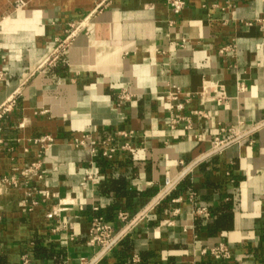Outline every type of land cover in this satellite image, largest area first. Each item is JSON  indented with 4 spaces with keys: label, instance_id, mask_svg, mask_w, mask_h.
<instances>
[{
    "label": "crops",
    "instance_id": "crops-1",
    "mask_svg": "<svg viewBox=\"0 0 264 264\" xmlns=\"http://www.w3.org/2000/svg\"><path fill=\"white\" fill-rule=\"evenodd\" d=\"M99 1L0 0V107L17 98L0 131V264L25 254L32 264H264V0H185L180 14L166 0H109L92 13ZM87 16L48 63L68 24ZM212 83L226 104L202 93ZM174 86L182 93L170 100ZM173 115L185 117L174 128ZM232 126L240 139L213 151ZM121 130L137 136L117 137L133 148L112 158L72 145ZM46 135L44 179L26 183ZM121 212L144 216L99 256L91 220L123 231ZM222 243L229 259L202 255Z\"/></svg>",
    "mask_w": 264,
    "mask_h": 264
},
{
    "label": "built area",
    "instance_id": "built-area-1",
    "mask_svg": "<svg viewBox=\"0 0 264 264\" xmlns=\"http://www.w3.org/2000/svg\"><path fill=\"white\" fill-rule=\"evenodd\" d=\"M167 5L171 9V11L175 14H180L186 6L185 0H166ZM109 5V0L99 1L92 13L101 11L103 8ZM86 19L76 20L68 24L65 34L63 37L57 39V47L51 55V58L48 60V63H53L58 60L61 55H63L71 41V39L81 30L86 28ZM236 51L235 44H229L223 46L219 49V54L223 57L234 55ZM3 77V73L0 72V78ZM246 88V85L243 81H238L237 89L239 92H243ZM210 93L211 100L217 105H224L228 102L229 97L226 93L225 86L223 84L212 83L211 85L205 87L203 89V94ZM182 93L179 87L174 86L173 89L168 92V98L170 100H175L178 98V95ZM192 93H186L187 100L190 99ZM130 93L122 91L117 96V104L122 105L127 100H129ZM16 95H12L9 97L3 105L0 107V131L2 129V120L13 111L16 105ZM170 126L172 128L176 127L178 123L183 121L185 117L182 115H173L170 118ZM221 133L222 136H217L212 141V150L217 151L231 142L237 141L240 139L241 134L235 127L222 128ZM136 133L133 130H121L116 132L115 136H110L106 139L99 141V139L94 138L91 134H83L80 137H77L73 140L72 145L77 148H85L88 147L91 152L95 153L99 150V146L102 147V155L107 158H112L119 151H131L133 146L131 142H125L119 144L116 141L117 137H123L127 139H135ZM35 142L40 143L41 149L39 154L38 161L32 162L27 168L22 170L21 177L23 180L28 183L34 178L38 180L44 179L43 165H44V152L51 147L55 139L52 136L46 135L39 139H36ZM2 139L0 138V150H1ZM3 182L12 184L17 186L19 184L18 179L16 178H4ZM45 195H49L48 191H42ZM26 204V202H25ZM37 204V202H32V205ZM197 213H206L208 214L205 208H201L197 210ZM144 216V213H140L134 219H130L127 212L119 213V220L125 223L126 228L123 231H117L115 227L110 224L103 216L96 215L91 220V226L89 230V244L92 246H98L101 248V254L106 253L110 248H112L125 234L126 232L135 225L137 221H139ZM1 220V216H0ZM202 255L209 256L213 259H229L231 257L230 247L226 244H219L217 246L206 248L201 251ZM21 264H32L31 258L25 254L22 257Z\"/></svg>",
    "mask_w": 264,
    "mask_h": 264
}]
</instances>
